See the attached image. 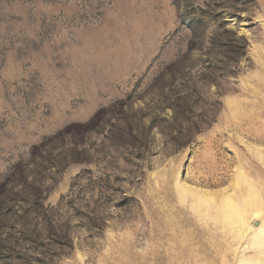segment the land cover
I'll return each instance as SVG.
<instances>
[{"label":"rangeland","instance_id":"374dc122","mask_svg":"<svg viewBox=\"0 0 264 264\" xmlns=\"http://www.w3.org/2000/svg\"><path fill=\"white\" fill-rule=\"evenodd\" d=\"M0 264H264V0H0Z\"/></svg>","mask_w":264,"mask_h":264},{"label":"trees","instance_id":"16d2710c","mask_svg":"<svg viewBox=\"0 0 264 264\" xmlns=\"http://www.w3.org/2000/svg\"><path fill=\"white\" fill-rule=\"evenodd\" d=\"M96 115H94L93 117H91V119L89 121H87V124H89L90 122L93 121V118H95ZM121 130L124 131V133L122 132L123 135H127L133 139H140V134L142 133L141 129H139V132L137 131L138 130V126L136 124H133L131 119H128L126 120L125 123H123L120 127H119ZM137 129V130H136ZM139 134V135H138ZM75 161H80V160H76ZM19 172V178L22 180V181H25V176L24 174H22V172H20V170H18ZM34 191L37 193V190L34 189ZM8 192V191H7Z\"/></svg>","mask_w":264,"mask_h":264}]
</instances>
